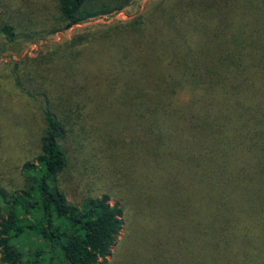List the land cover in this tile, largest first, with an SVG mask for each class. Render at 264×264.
<instances>
[{"label":"trees","instance_id":"16d2710c","mask_svg":"<svg viewBox=\"0 0 264 264\" xmlns=\"http://www.w3.org/2000/svg\"><path fill=\"white\" fill-rule=\"evenodd\" d=\"M132 1L0 0V41ZM23 65L45 129L22 185L0 181V264L104 263L122 230L107 264H264V0H159ZM65 145L102 195L63 193Z\"/></svg>","mask_w":264,"mask_h":264},{"label":"rangeland","instance_id":"374dc122","mask_svg":"<svg viewBox=\"0 0 264 264\" xmlns=\"http://www.w3.org/2000/svg\"><path fill=\"white\" fill-rule=\"evenodd\" d=\"M31 1H36V6H40V3L46 0ZM158 1L133 0L126 8L115 15L75 25L66 31L50 35L37 42L19 41L20 45L17 49H12L13 44H9L7 46L10 47L4 50L5 41H0V181L4 187L15 189L22 185L21 166L40 152V139L45 129L40 101L27 96L15 83V79L20 76V73L23 74L25 67L23 62L27 58L37 57L40 53H44L78 34L99 30L115 21L132 19L145 13L152 4ZM30 16L33 19V17H38V14L32 11ZM23 25L25 29H28L26 25L29 24L27 22ZM18 63L20 64L19 72L18 69L15 72L14 66ZM188 99L189 93L180 91L176 101L178 104H184ZM64 148L69 159L68 165L60 176V187L70 202L73 204L79 202L87 194V188L90 191L94 189L91 191L94 195H102L105 192L102 182L91 185V181L86 177L88 170L80 169L79 162L76 163L72 159V148L69 149L66 145ZM123 233L122 230L106 262H100L99 264H107L112 261V256L118 247V242L123 238Z\"/></svg>","mask_w":264,"mask_h":264}]
</instances>
